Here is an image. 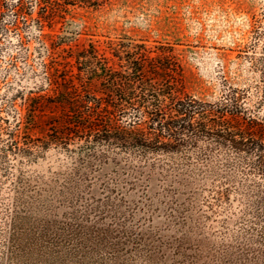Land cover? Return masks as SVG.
Listing matches in <instances>:
<instances>
[{
    "label": "rangeland",
    "instance_id": "rangeland-1",
    "mask_svg": "<svg viewBox=\"0 0 264 264\" xmlns=\"http://www.w3.org/2000/svg\"><path fill=\"white\" fill-rule=\"evenodd\" d=\"M126 52L170 67L161 79L184 94H230L264 121V0H0V264H221L225 251L236 263L241 216L204 200L197 163L102 164L26 144L44 136L24 128L27 100L50 94L44 63L77 73L78 56L91 68L97 56L123 72Z\"/></svg>",
    "mask_w": 264,
    "mask_h": 264
},
{
    "label": "trees",
    "instance_id": "trees-1",
    "mask_svg": "<svg viewBox=\"0 0 264 264\" xmlns=\"http://www.w3.org/2000/svg\"><path fill=\"white\" fill-rule=\"evenodd\" d=\"M22 12L23 6L15 15ZM116 57L126 61L125 71L97 56L94 68L78 56L77 73L44 63L50 94L27 100L24 126L43 129L44 136H29L26 144L41 143L43 149L55 145L102 164L113 154L126 156L130 166L140 168L161 162L173 166L181 156L197 163L209 179L204 200L234 208L241 216L236 263L225 251L221 264H264V136L254 130L264 131V121L243 118L230 94L226 103L184 94L167 78L170 67L151 70L135 52ZM162 74L167 77L161 79ZM93 82L100 86L96 92ZM23 151L39 154L31 148Z\"/></svg>",
    "mask_w": 264,
    "mask_h": 264
}]
</instances>
